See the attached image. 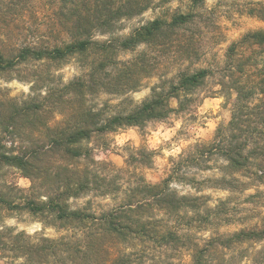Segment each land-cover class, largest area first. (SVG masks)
<instances>
[{
	"label": "rangeland",
	"instance_id": "rangeland-1",
	"mask_svg": "<svg viewBox=\"0 0 264 264\" xmlns=\"http://www.w3.org/2000/svg\"><path fill=\"white\" fill-rule=\"evenodd\" d=\"M104 1L0 0V51L10 56L26 46L52 47L68 42L74 34L79 13L86 19L94 18L92 12L84 14L85 10L81 9H89L96 3L102 5ZM107 1L111 8H117L126 1L137 5V8L134 12L112 14L109 24L90 27L93 40L110 44L106 51L93 46L85 53L73 54L62 60L28 59L9 72H0L1 99L11 97L20 105L30 98L36 101L47 98L39 119H35L34 114L15 118V130L20 132L21 139L14 138L12 142L0 125V139L6 149L46 143V135L52 132L46 126H57V131L69 128L74 122V105L82 104L84 108L98 110L102 115L127 112L148 99L153 89H167L178 71L200 67L217 71L223 66L226 48L232 41L246 32L264 29V17L250 13L253 7L261 8L258 3L264 5V0H203L192 7L197 17L189 23L149 42L121 47L120 43L136 28L173 11L189 10L190 1ZM262 9L264 13V7ZM100 17L103 19L105 16ZM220 79L218 74L207 78L196 90L192 106L185 111H171L163 119L147 121L139 126H124L107 136L85 141V146L93 148L96 159L124 167L129 174L117 176L116 191L106 194L88 191L70 197L67 200L70 209L100 213L114 206L128 188L135 185L133 175L157 183L172 172L174 178L170 187L177 195L197 196L201 198L199 202L204 201L203 206L195 211L204 214L206 207L219 205L220 218L214 219L209 227L193 232L198 236L207 237L215 231L231 232L264 220V179L258 181L241 175V172L231 173L224 168L226 163L217 153L199 157L195 151V145L211 141L216 129L230 119V98L220 91L217 84ZM74 81L84 82L87 86L79 88L76 85L74 91ZM80 91H83L81 96L74 95ZM170 106L177 108L174 98L170 99ZM9 110L10 105H5L6 114ZM2 119L8 121L6 116ZM145 151L151 152L148 157L142 155ZM192 156L194 159L190 161ZM186 157H189V162L183 161ZM49 158L48 163L60 161L59 157ZM71 162L74 160L61 161L64 164ZM106 171L109 172L104 170L105 175ZM219 178L226 179L225 186L214 181ZM30 185V180L19 170L6 165L0 168V197L3 199L23 203L24 199L36 197L37 193H29ZM55 186L45 180L43 188L38 191L41 198H45L44 194L50 195ZM5 206L0 204V228L14 227L34 238L44 236L67 242L68 245H59L62 250L68 246L75 248L83 238L79 227L57 221L47 212L38 215L25 209L10 210ZM192 211L179 209L181 218L172 214L167 219L176 225L186 223V217ZM155 213L163 217L161 212ZM156 253L159 254L156 259L159 264H180L189 259L185 250H157ZM8 255L6 251L0 253V264L22 262L21 259L14 261ZM53 259L50 258V264H58ZM66 264L71 262L68 260ZM238 264L251 262L244 258Z\"/></svg>",
	"mask_w": 264,
	"mask_h": 264
},
{
	"label": "trees",
	"instance_id": "trees-1",
	"mask_svg": "<svg viewBox=\"0 0 264 264\" xmlns=\"http://www.w3.org/2000/svg\"><path fill=\"white\" fill-rule=\"evenodd\" d=\"M105 1L102 5L96 3L89 9H81L85 10L84 14L92 12L94 18L86 19L79 13L75 20L74 34L68 42L52 47L26 46L10 56H5L0 51V72H9L18 63L28 59L62 60L73 54L85 53L93 46L97 50L106 51L110 44L93 40L90 27L109 24L112 14L134 12L137 5L126 1L117 8H111L108 1ZM189 1V10L173 11L168 16L148 21L136 28L120 46L130 47L139 42H149L154 37L165 35L189 23L197 17L192 7L203 0ZM258 5L261 8L253 7L250 13L264 17V5ZM100 16L105 17L101 19ZM215 74L221 77L217 83L220 91L230 98L231 115L225 125L216 129L211 141L195 145L196 154L200 157L207 153H217L224 159V168L229 172H241L243 176L262 181L264 29H257L246 32L227 46L224 64L217 71L207 67L178 71L167 89H153L148 99L127 112L102 115L100 111L86 109L82 104L74 105V122L69 128H61L59 131L57 126H46L52 131L46 135V143H31L28 146L6 149L0 139V168L6 165L19 170L31 182L29 193H37L36 197L24 199L23 203L0 197V204H5L10 210L25 209L38 215L47 212L57 221L79 227L83 234L75 248L68 246L62 250L59 245H68L67 242L54 241L44 236L34 238L24 230L1 227L0 253L8 252V256L14 261L21 259L20 264H50L51 257L58 264H66L68 260L71 264H159L156 260L159 257L157 250L161 252L171 249L188 252V261L180 264H238L244 258H249L251 264H264V220L231 232L215 231L207 237L198 236L193 232L209 227L214 219L220 218L219 205L214 208L206 207L204 214L195 211L194 209L203 206L204 201L199 202L201 198L197 196L177 195L170 187L174 178L172 172L157 183H150L143 176L133 175L135 185L129 187L124 197L114 206L100 213L70 209L67 202L70 197H77L88 191H101L102 194L116 191L117 176L120 173L129 174L124 167L96 159L93 148L85 146V141L107 136L124 126H139L147 121L163 119L171 111L187 110L195 101L196 90ZM76 85L79 88L87 86L84 82L74 81V91ZM82 93L83 91L74 92V95L81 96ZM172 98L176 100L177 108L170 106ZM32 99L18 105L11 97L0 98V125L12 138V142L14 138H22L20 132L15 130V118H27L30 114H34L35 119L42 116L47 98L37 101ZM5 105L11 107L7 114ZM3 116L8 121L5 122ZM150 153L145 151L142 155L148 157ZM49 157H59L60 161L48 163ZM134 158L137 160L136 156H132ZM65 159H73L74 163H61ZM193 159L192 156L190 161ZM185 160L189 162V157L183 159ZM104 170L109 172L106 171L105 175ZM45 180L56 186L50 195L44 194L45 198L42 199V194L38 191L43 188ZM214 181H219L223 186L226 184L224 178ZM179 209L193 211L186 217V223H170L167 218L172 214L181 218ZM155 212H161L163 217H158Z\"/></svg>",
	"mask_w": 264,
	"mask_h": 264
}]
</instances>
